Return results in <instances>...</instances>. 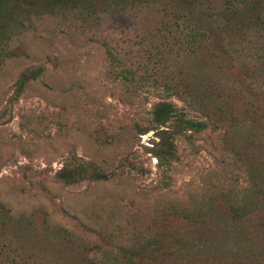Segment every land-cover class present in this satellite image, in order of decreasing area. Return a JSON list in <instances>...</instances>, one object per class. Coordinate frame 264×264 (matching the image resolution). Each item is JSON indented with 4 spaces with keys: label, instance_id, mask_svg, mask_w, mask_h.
<instances>
[{
    "label": "rangeland",
    "instance_id": "374dc122",
    "mask_svg": "<svg viewBox=\"0 0 264 264\" xmlns=\"http://www.w3.org/2000/svg\"><path fill=\"white\" fill-rule=\"evenodd\" d=\"M97 15L38 13L17 36H0V264H107L105 254L146 229L169 253L127 264H264V123L247 106L239 61L216 58L210 42L153 35L150 11ZM167 86L196 96L210 125L176 135L173 158L159 165L154 131L140 133L152 105L170 101L204 120ZM69 164L106 179L64 183L56 172ZM169 204L194 208L198 226H154ZM232 206L244 216L233 219Z\"/></svg>",
    "mask_w": 264,
    "mask_h": 264
},
{
    "label": "trees",
    "instance_id": "16d2710c",
    "mask_svg": "<svg viewBox=\"0 0 264 264\" xmlns=\"http://www.w3.org/2000/svg\"><path fill=\"white\" fill-rule=\"evenodd\" d=\"M98 3L104 9L101 8L97 12ZM110 10H117L119 14L129 16H137L138 12L150 11L159 17V27L156 28L153 35L159 36L163 40L170 36L177 43H186L189 47L210 42L214 52H217L215 53L216 58L219 59V55H224L226 59L230 60L236 58L239 61L235 59L236 62L245 71L244 74L249 76L248 84L243 85L244 90L249 93L251 98L247 100V106L250 107L251 113L264 123L262 104L264 101L260 96L264 95V0H42V2H37V0H0L1 41L17 36L21 30L25 29L31 18L38 13L60 16L70 13L77 18L78 16L82 18L84 13H87L97 19V13ZM235 22L238 23L236 27ZM251 36L254 37V42L257 44L254 47L260 51L257 54L252 53L249 48L253 43L249 40ZM41 71V68H37L22 73L16 82L20 85L19 88L26 81L35 79ZM129 73V70H126L122 75L125 78V75ZM234 86L228 82L225 86L232 95H235V92L238 93ZM164 89L175 94L179 101L197 112L204 120L184 118V113L178 112L175 104L170 101L154 103L150 111L151 126L143 128L140 133L154 131L158 141L155 144L157 148L154 150L153 156L159 165L165 164L173 158V140L176 135L186 131L200 132L210 125V118L206 116L196 96L190 95L179 87L170 88L167 86ZM227 96L235 97L229 93ZM56 175L67 184H75L82 180L100 181L106 179V176L96 170H89L86 164L62 166ZM238 208L232 206L233 219H240L244 216V212L243 215L238 214ZM193 209L192 207L169 204L154 216L152 222L155 226L158 221L161 223L170 218H176L184 225L182 231L188 233L190 228L194 230L198 226L197 220L202 218L200 215L197 218ZM159 229L161 228L159 227ZM56 232L61 235L65 234L63 229H56ZM185 233H183L184 236ZM88 250H94V247L91 246ZM164 250L169 253L168 249L161 248L160 236L156 232L146 229L145 232L131 234L126 245L119 246L116 253L109 251L104 255L106 259L102 262L127 264L134 257H141L149 252L150 255L158 254Z\"/></svg>",
    "mask_w": 264,
    "mask_h": 264
}]
</instances>
